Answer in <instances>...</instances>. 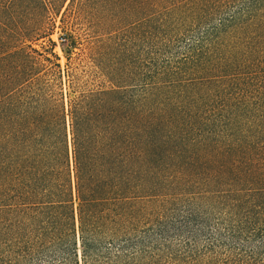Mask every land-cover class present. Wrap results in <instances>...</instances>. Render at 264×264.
I'll return each mask as SVG.
<instances>
[{
  "label": "trees",
  "instance_id": "obj_1",
  "mask_svg": "<svg viewBox=\"0 0 264 264\" xmlns=\"http://www.w3.org/2000/svg\"><path fill=\"white\" fill-rule=\"evenodd\" d=\"M63 6L131 19L144 91L63 80ZM0 264H264V0H0Z\"/></svg>",
  "mask_w": 264,
  "mask_h": 264
},
{
  "label": "rangeland",
  "instance_id": "obj_2",
  "mask_svg": "<svg viewBox=\"0 0 264 264\" xmlns=\"http://www.w3.org/2000/svg\"><path fill=\"white\" fill-rule=\"evenodd\" d=\"M63 9L64 6L56 12L54 24L47 35L31 40L33 46L51 47L57 53L63 69V80L66 79L67 56H70L73 64L79 62L89 67L95 66V74L99 75L100 79L108 66L114 63L125 66L133 88L137 92L144 91L146 42L144 36L137 32L133 23L131 24V19L123 24L119 23V26L112 23L89 26L81 19L75 24L68 23L65 28L62 22V17H65ZM99 17L101 16H97ZM66 20L71 19L67 16ZM96 64L103 65L105 69L99 68Z\"/></svg>",
  "mask_w": 264,
  "mask_h": 264
}]
</instances>
